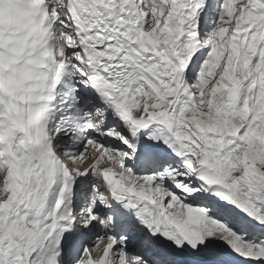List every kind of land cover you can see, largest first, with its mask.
Returning a JSON list of instances; mask_svg holds the SVG:
<instances>
[{
    "label": "snow or ice",
    "instance_id": "1",
    "mask_svg": "<svg viewBox=\"0 0 264 264\" xmlns=\"http://www.w3.org/2000/svg\"><path fill=\"white\" fill-rule=\"evenodd\" d=\"M0 264H264V0H0Z\"/></svg>",
    "mask_w": 264,
    "mask_h": 264
}]
</instances>
